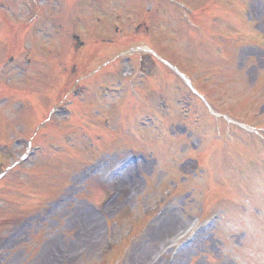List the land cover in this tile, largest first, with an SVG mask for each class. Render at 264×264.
<instances>
[{
	"label": "rangeland",
	"instance_id": "1",
	"mask_svg": "<svg viewBox=\"0 0 264 264\" xmlns=\"http://www.w3.org/2000/svg\"><path fill=\"white\" fill-rule=\"evenodd\" d=\"M153 1L98 0V2H101L100 9L94 8L95 10L90 9L87 11L82 22L76 21L72 15L76 9L75 7L71 8L69 12V10L64 9L57 10L54 4L56 10H53V6L43 4L41 15L39 13L37 21L42 20L44 23L36 22L40 28H43L42 33H40L41 31H30L28 34L24 33L23 38L20 40V32L17 30H12V32L16 34V44L22 46V51L28 50L31 55L37 58L40 56L38 49L40 40L46 49L51 45L50 53L54 55L55 50L60 49L59 41L61 38H65L71 30L83 33L82 36L85 38L90 35L112 38L114 40H111L109 44L121 45L129 37L137 41L144 38L141 33H133L132 29L135 28V22L139 25L142 23L147 8L152 7V10L157 11ZM188 1L198 11L201 6H204L206 11L211 8L208 14H216V17L213 18L214 23L210 28L229 35L226 44L234 64L233 66L230 64L229 70L227 69V72H225L226 67H228L226 61H218V67L222 68L223 71L218 72L214 77L217 84L219 83L214 96H218L221 108L228 111L227 113L231 115L229 117L240 124L249 125L246 121L251 119L259 121L260 115L264 111V93L261 94V92H264V0ZM26 4L29 6H26ZM32 4L33 0L24 2L22 0H1V10L13 26L23 25L33 19ZM12 10H16L15 14L12 13ZM116 14L119 17L116 19L119 32H114L110 25L115 21ZM131 14L133 19L129 21L126 16H131ZM158 14L161 15L159 18L163 19L162 24L157 26L155 20L152 23L158 47L171 48L177 39L182 43L183 39L175 34L179 23L173 17V13L169 12L167 18H164V13L159 12ZM98 15L100 16L99 21L96 19ZM151 15L154 17L156 13ZM150 19L148 18V21ZM246 19L252 22V27L247 25ZM106 20L108 23H106ZM56 23L62 25L61 31L58 29L59 34L52 30ZM253 25L255 28H253ZM255 32L258 33L257 36H255ZM260 34L263 38L260 37ZM50 37L51 39H49ZM3 41L0 38V57L4 52ZM49 41L51 42L50 45H48ZM116 45L108 47L107 51L111 53L104 56L105 61H109V65L105 68L110 71H114L116 68L114 65L118 67L121 64L124 68L121 62L115 64L111 62L113 57L121 51ZM139 45L144 46V44ZM123 48L125 47L122 46ZM66 49L67 45L62 47V51ZM68 52H63L61 57L65 58ZM177 52L179 58L185 61L182 65L185 69H192L198 65V62L202 64L199 57L194 58L195 55L191 52L188 54L185 49L179 47ZM173 59L179 60L176 57H173ZM33 63H27V60L19 56L14 66L6 68L7 63L3 57L0 59V130L4 133L0 135V141L4 140L6 143L8 140L10 141L7 147L5 145L0 147V162L5 165L8 164L9 160L7 158L6 160L2 159V155L12 156L15 160H18L24 151L23 147L16 142L18 139L12 137L14 131L12 129H15L16 123L19 124L16 119L20 118L16 112L20 108L19 102L21 101L18 97H15L17 91L21 93V91H32L35 88L33 92L39 94L38 100L42 105L46 102L48 96L52 98L55 94V91H52L54 87L50 85H57V82H61L56 71H53V73L47 71L51 69L49 66L37 63L39 67L31 68L34 65ZM53 69L61 70V68ZM126 72L128 73V71ZM84 82L91 84L93 79H87ZM36 88H43V90L38 91ZM48 88H51V91H48ZM169 96L172 99V94H169ZM252 97H255V100ZM109 103L106 108L95 110L97 113L104 112L108 114V120H112V123H109L106 127L109 130H115V132H108V136L103 138L104 144L97 147L100 150L94 149L92 145L94 137L88 143L86 142L88 139L83 134L75 140L80 145L82 155L85 158L93 156L94 159H99L101 156L97 157L100 155L97 153L103 149L111 152L118 151L109 155V158H112L109 163L112 165L119 154L128 153L129 151L124 148L127 145L124 144L125 141H128L127 137L123 138L124 141H118V144H108V139L114 138L117 131H122L123 110L125 108V104L121 100L117 101L113 108H111L113 102L110 101ZM173 106L171 116L174 114V117L172 119L181 113V109L177 105ZM34 109H36V112ZM27 112L26 123H23V125L25 130L27 127L30 129V133L24 136L33 142L43 144L46 142L43 139L44 137L38 138L37 133L33 132L32 128L36 125L34 129H37L39 123H41L40 120L45 116V112L32 103L29 105ZM82 117L83 114L80 115V120ZM69 118H71L70 115L63 119L67 120ZM94 122L99 125V121L94 120L92 124ZM127 125L131 128L129 122L126 123ZM263 125L264 120L261 121V126ZM162 127L156 132L157 135L150 126L146 127L143 132L146 137L137 135L138 142L140 141L144 147L152 151L158 159L155 161L150 154L147 155L150 161L145 162L139 173H136V186L129 199L124 200L125 192L117 198L115 194V200L118 202L117 207L105 214L100 211V205L103 204L101 197L106 191L109 192V185L99 183V176L96 174L80 179L78 188L74 189L76 194L74 197L61 201L51 212L45 213V208L51 207L48 200L57 193H67L64 185L69 183L70 180L74 182L79 167L75 166L76 164L72 161L81 158V154H75L79 158L68 159L66 165L64 164L65 167L58 171L59 176H56L57 170L53 167V163H50L51 161L43 163V156L39 157L40 155L30 157L29 163H26L23 168H19L20 174L21 172L24 173L23 178L20 176V179L16 181L12 179V175L7 176V182L4 181V183L9 185L3 186L2 184L0 186V201L3 204L0 207V224H2L0 226V264H43L45 261L41 259L44 248L46 245H52L55 240L59 241L64 249L67 247L68 252L72 251L69 255L71 260L63 261L60 258L57 261L58 264H264V196L259 192H251V195L247 197V201L242 202L240 197L237 198L240 194L235 192V177L232 180L235 176V170L240 168L237 175L240 176L241 183L249 185L252 189L259 184V181H262L264 186V161L257 156L255 147L252 149L255 143L259 144L254 141L256 138L262 141L264 139L262 132L259 131L261 127L255 128L260 134L257 133L258 137H253L252 134L248 136L243 129L233 126L228 121H218L217 126L212 128V130L215 129L213 134L218 131L220 144L226 149L225 154H222L228 158L226 162L222 158V165L218 167H216V164L213 166L211 158L209 161L207 159V162H202L200 155L204 144H212L211 139H209H214L211 131L204 127L198 128L197 125V130L200 132L188 134L190 129L188 131L186 128L183 130L184 126L182 124L174 132L169 130V132H173L171 133V136H173L171 140L166 136L167 131L163 130ZM7 130L9 137L5 135ZM126 131L128 130L126 129ZM228 132H232L230 137L227 135ZM129 134L127 133V135ZM201 134L204 137L206 135L209 140L199 144L200 142H197L196 136ZM123 136H126V134L123 133ZM237 143L240 147L238 152L234 151L231 146H236ZM3 147H6V151ZM217 154L218 151H214L212 155L215 157ZM250 156L260 161L262 169L261 173L256 174L253 179L251 173L248 174L246 171L248 170L247 163L249 161L247 158ZM45 157L47 158V156L43 158ZM50 158L48 156V160ZM35 167H37L36 176H34L35 173H31V175L26 173L31 169L34 170ZM213 167L218 174L214 182H218L213 186L211 185L212 188L209 189L211 186H209L208 179ZM72 169L74 170L72 171ZM126 171L132 172V169ZM141 174H143L142 178ZM15 177L19 178L18 174ZM124 178L127 179L126 174L114 180H124ZM170 178L179 181L176 184ZM147 180L149 181L147 182ZM180 181L182 183H179ZM232 185H234V189ZM221 188V193H219ZM263 189L261 188V190ZM164 192H171L172 195H170L175 199L169 200L170 197H164ZM222 195L230 197L233 201H217L218 198L222 200ZM163 205H168V207L162 215L157 214L159 210L164 208ZM81 206L99 213L96 217L98 219L96 228L91 229L94 226L89 225L88 230L91 233L86 237L80 236L82 235L81 228L79 229L80 233H77V226H83V222L81 223L76 219L79 212L77 210ZM211 206L223 208L224 212H222L221 219H216L206 231H200L191 244L182 248L174 259V263H168L170 246L167 245L164 251L161 250L159 248L160 240L158 239H162L165 234H169L175 229H183L197 217L204 218L210 212L204 211ZM217 209L221 210L220 208ZM35 214L38 217L35 218ZM32 217L34 218L30 220ZM22 219L26 221V224L14 228V225H18ZM128 226L134 232L129 235L130 238L124 241V245L127 246L126 253L117 259L116 254H112L111 250L109 251L110 245L108 242L117 245L123 241ZM9 232H15V234L4 241L3 237L7 236ZM80 245L82 247L78 248ZM115 252H119V250L116 249ZM106 253L112 258H107ZM128 253L129 255H127Z\"/></svg>",
	"mask_w": 264,
	"mask_h": 264
},
{
	"label": "bare ground",
	"instance_id": "2",
	"mask_svg": "<svg viewBox=\"0 0 264 264\" xmlns=\"http://www.w3.org/2000/svg\"><path fill=\"white\" fill-rule=\"evenodd\" d=\"M86 216H87V214H86ZM86 216H85V217H86ZM81 221L83 222V226H82V229H81L82 235H80V236H84V237H86V236H88V235L91 233V231L88 230L89 225L93 226L94 223H96V220L93 218V215L90 214L89 216L86 217V219L83 217ZM92 228H93V227H92ZM92 228H91V229H92ZM173 233H174V232H173ZM66 248H67V247H66ZM44 259H45V261L48 262V260H50L51 257L48 256V255H46V254H44Z\"/></svg>",
	"mask_w": 264,
	"mask_h": 264
}]
</instances>
